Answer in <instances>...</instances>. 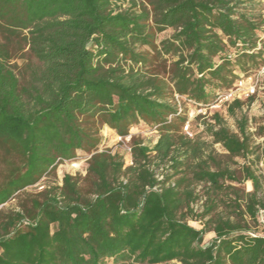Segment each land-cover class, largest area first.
Wrapping results in <instances>:
<instances>
[{"label":"trees","instance_id":"1","mask_svg":"<svg viewBox=\"0 0 264 264\" xmlns=\"http://www.w3.org/2000/svg\"><path fill=\"white\" fill-rule=\"evenodd\" d=\"M122 4L0 0V264H264V145L242 113L252 99L227 105L236 132L218 113L198 133L197 115L192 139L183 131L187 106L208 108L264 65L260 1ZM138 126L157 138L130 136V166L99 150L104 127L124 138ZM255 136L264 143V127ZM215 145L244 164L220 163ZM77 158L84 175L26 192Z\"/></svg>","mask_w":264,"mask_h":264},{"label":"rangeland","instance_id":"2","mask_svg":"<svg viewBox=\"0 0 264 264\" xmlns=\"http://www.w3.org/2000/svg\"><path fill=\"white\" fill-rule=\"evenodd\" d=\"M122 8H126L127 7V0H122ZM171 34V31H166L162 34H160L157 38L158 40L167 38L169 35ZM262 44H264V37L262 40ZM264 67V65L262 66ZM261 70V69H260ZM244 85H243V89L240 92V100L241 101H245L248 98H251L252 100L250 102H246L243 107H242V113H244L246 115V117L249 120V133L252 134L251 137V141L253 145H264L263 143V139L255 136V131L258 127H264V71L263 72H258L246 79H243ZM253 89V94H249L248 97H245L246 89ZM227 105L225 103H221L219 104V107L215 110H206V111H202V113L204 114H197V110L198 109H194L192 107H186V111L188 114L189 119H191V123L193 121V119L196 117V115H201L203 116V119L197 121L196 123H192L191 128H193V130L198 133L199 130L201 129V124L202 122L211 123V116L214 113H218L223 121L225 126L231 131V132H236V125H235V119H237L240 116L239 112H235V117H231L227 114ZM132 137H139L145 145H148L149 147H152L156 141V134L153 130L148 129L145 126H138V127H134L130 130V135ZM101 137H102V141L101 144L99 146V150L100 151H109L112 154H118L124 163V166H130L131 165V157H130V153L126 150L127 143L126 142H119L116 139V135L114 134V132L112 130H109L108 128L104 127L101 130ZM204 139L207 141L208 138H206L204 136ZM212 151L214 153V155L217 157V159L219 160L220 163L225 164L227 161L225 159V152L224 150L219 146V145H215L212 147ZM82 159V158H79ZM228 165L231 167V169H236L239 170L240 167L244 164V160L242 159H234L232 161L227 162ZM82 167H85V164H82ZM259 171V169H261V166H258L257 168H255ZM259 173H261V171H259ZM64 174H70V175H74L73 171L71 170V168L69 166L63 165L61 167H58L56 169L55 172V178H44L40 181V183L38 184V186L36 187H32L26 190V192L28 193H35L37 191H40L38 188L39 187H45L48 185V183H53V184H57L60 185L61 184V179L63 177ZM227 185H231L234 186L244 192H248L251 190V183L250 182H244L242 184H232V183H226ZM197 192H201V190L198 188ZM200 202H198L195 206H194V210L196 211V213H198L200 211ZM16 206V200H12L10 202H8L7 204L4 205V209H11L14 208ZM260 222H262L263 227H264V219L260 218L259 219ZM188 224L191 225L192 227L196 228V229H200L201 226L199 224V222L194 221V220H190L188 219ZM260 231V230H258ZM213 238L212 233H207L206 235H204L203 237V245H207L210 240ZM172 264V263H169Z\"/></svg>","mask_w":264,"mask_h":264},{"label":"built area","instance_id":"3","mask_svg":"<svg viewBox=\"0 0 264 264\" xmlns=\"http://www.w3.org/2000/svg\"><path fill=\"white\" fill-rule=\"evenodd\" d=\"M260 1V4H261V13L263 15V18H264V0H259ZM264 71V67L261 68L260 72H263ZM243 85H244V82H243V78L240 77V79H238L236 81V83L233 85V87L231 89H229L228 91L224 92L222 95H220L217 99V101L215 103H213L211 106H209L208 108H199L197 110V114H204L202 113V111H206V110H215L219 107V104L221 103H225V104H229L230 102H232L233 100H240V92L243 89ZM246 94H245V97H248L249 94H253V89L250 88V89H246ZM174 99H175V102L178 106H180L181 102L184 100L182 97H179V96H174ZM197 116V115H196ZM191 122V119H189L188 117V121L186 122L184 128H183V131H184V134L189 138V139H192L194 134L190 131V124ZM116 139L119 141V142H128L129 139H130V136H126L124 138L122 137H118L116 136ZM126 150L128 152H130L129 148L126 147ZM86 162V158L84 159H75L71 162H64L63 164H61L59 167L63 166V165H66V166H69L71 168V170L73 171V174L74 175H71V176H75V175H84V171H85V167H82V164H85ZM70 175V174H69ZM161 179V178H159ZM39 184V183H38ZM38 184L36 186H38ZM35 186V187H36ZM39 190H42L43 187H39L38 188Z\"/></svg>","mask_w":264,"mask_h":264}]
</instances>
